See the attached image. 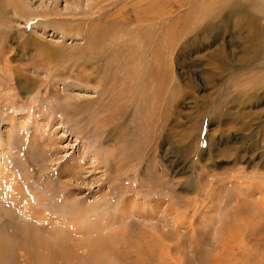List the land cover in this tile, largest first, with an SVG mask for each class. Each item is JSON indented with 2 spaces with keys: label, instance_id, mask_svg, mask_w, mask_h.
<instances>
[{
  "label": "rangeland",
  "instance_id": "rangeland-1",
  "mask_svg": "<svg viewBox=\"0 0 264 264\" xmlns=\"http://www.w3.org/2000/svg\"><path fill=\"white\" fill-rule=\"evenodd\" d=\"M252 46L264 0H0V165L49 201L0 193V264H264Z\"/></svg>",
  "mask_w": 264,
  "mask_h": 264
},
{
  "label": "bare ground",
  "instance_id": "bare-ground-1",
  "mask_svg": "<svg viewBox=\"0 0 264 264\" xmlns=\"http://www.w3.org/2000/svg\"><path fill=\"white\" fill-rule=\"evenodd\" d=\"M185 5V4H184ZM192 11V10H191ZM190 11V12H191ZM200 14L202 15L201 17H202V19H205L206 18V12L205 11H200ZM198 17H196L195 18V21L193 22V23H191L193 26H196L197 24H201L202 22H200L199 23V21L197 22V19ZM207 20V19H206ZM128 22V21H127ZM175 22V21H174ZM174 22H172V24L174 23ZM207 22V21H206ZM82 23V22H81ZM186 23V22H185ZM208 23V22H207ZM159 24V23H158ZM88 26V25H87ZM87 28V27H86ZM88 29V28H87ZM195 30V29H194ZM189 31V30H188ZM169 34V33H168ZM172 34V33H171ZM182 34H184V33H182ZM185 34H187L186 32H185ZM170 37V36H169ZM172 37V36H171ZM175 36H173V38H172V40H175ZM179 39V38H178ZM171 41V40H170ZM176 42V41H175ZM89 43V42H88ZM175 46V45H174ZM173 46V47H174ZM254 49H253V48ZM251 47V49H253L254 50V53L257 51H260V53H257V54H254V56L256 57H260V59H263V61L262 62H264V47H262V48H259L258 46H252ZM216 51V50H215ZM222 51V50H221ZM224 51V50H223ZM214 52V51H213ZM223 54H224V52H223ZM253 54V53H252ZM249 55V54H248ZM211 56H212V54H211ZM222 56H224V55H222ZM222 56H220V57H222ZM213 58H217V57H214V56H212ZM244 57V56H243ZM157 58V57H156ZM223 58H225V57H223ZM249 58V57H248ZM246 56H245V58H243V63H247V61H249V59H248ZM159 60V59H158ZM221 60H223V59H221ZM226 62V61H225ZM232 62V61H231ZM254 65V64H253ZM224 69V68H223ZM217 70H219L220 72L222 71V68H220V69H218L217 68ZM238 71V70H237ZM236 72V71H235ZM236 75V74H235ZM211 76V75H210ZM237 76H239L238 74H237ZM208 78V77H207ZM206 78V79H207ZM234 78V77H233ZM236 78V77H235ZM260 78V77H259ZM209 79H211V78H209ZM237 79V78H236ZM260 80V79H259ZM258 80V82H257V80H256V85L258 84V83H260L261 81H259ZM234 81H235V79H234ZM208 82V81H207ZM206 86H208V88H210V89H212V87H214L213 86V84L209 81L208 82V84L206 85ZM254 86H255V84H254ZM184 87V86H183ZM171 92L170 93H182V90H180L176 85H172L171 86V90H170ZM208 93H214V91H212V92H208ZM176 95V94H175ZM149 143V142H148ZM8 164L7 163H5V162H2L1 163V165H0V170H1V172H0V193H2L1 195L3 196V199H4V205L2 206V211H1V216L4 214H13V216H16V217H14L15 219L16 218H18V220L16 219V222L18 223L20 220L21 221H23V225H21V226H24V225H27V226H29L28 228L29 229H31L32 227H34L35 225L33 224V220L34 221H43V219H45L46 217H48L47 216V211H46V209H45V211H44V207H45V205H46V202H48L49 203V201L46 199V197H44L45 195H43V192L42 191H39V190H37L38 189V187L36 188L35 187V191H34V189H33V186H30V185H26V187H21V185H19L20 184V182L18 181L19 179H18V177L16 176V175H14V173L9 169V167L7 166ZM238 178V177H237ZM40 189V188H39ZM31 193V196H29V194L28 193ZM262 192V194H264V188H261V191H260V193ZM48 198V197H47ZM47 203V204H48ZM259 203H262V201L260 200V202ZM74 207L75 206H77L75 203H73L72 204ZM37 207H39V208H37ZM40 207H43V208H41L40 209ZM47 207V206H46ZM77 208V207H76ZM97 208H100V205H98V207ZM50 210V209H49ZM94 210H96V209H94ZM126 210V209H125ZM52 211V210H51ZM13 212H15V214L13 213ZM55 212V211H54ZM53 212V213H54ZM123 212H124V209H123ZM61 213H63V212H61ZM68 213H69V211H68ZM78 213H79V211H78ZM175 215H176V218L174 217V219L176 220L177 219V214L175 213V212H173ZM179 213V212H178ZM56 214V213H55ZM73 215V214H72ZM75 215H76V213H75ZM10 216V215H9ZM13 216H12V218H13ZM55 216V215H54ZM11 217V216H10ZM115 217V216H114ZM73 218H75V217H73ZM72 218V219H73ZM58 219V217H56V220ZM67 220L68 219H66V217H62V219L60 218V219H58V221L61 223V225H64V228H66L65 226L66 225H68V226H71L72 227V225H70V224H68V222H67ZM51 221V220H50ZM78 221V220H77ZM105 221V220H104ZM177 221V220H176ZM52 222V221H51ZM13 223H14V225H17L18 226V224H15V222L13 221ZM35 223V222H34ZM43 223V222H42ZM71 223V222H70ZM107 223V222H106ZM176 223V222H175ZM36 224L38 225V223L36 222ZM97 224H99V223H97ZM177 224V223H176ZM54 225H56V224H54ZM54 225H52V226H54ZM19 226H20V224H19ZM41 226V225H40ZM44 226H45V224H44ZM50 227H51V225H50ZM57 227V226H56ZM22 228V227H21ZM35 228V227H34ZM44 228V227H43ZM26 229V228H25ZM62 229H63V227H62ZM23 230V229H22ZM32 230H34L33 228H32ZM32 230H30V231H32ZM38 230V229H37ZM46 230H47V228H46ZM57 230H58V228H57ZM69 230V229H68ZM37 232V231H36ZM45 232V231H44ZM63 232H68V231H63ZM38 234L40 233V232H37ZM42 233V232H41ZM46 233V232H45ZM49 234V233H48ZM60 234H62V233H60ZM52 235V234H51ZM53 235H55V234H53ZM59 236H61V235H59ZM38 237V236H37ZM34 238H35V236H34ZM54 238H56V236L54 237ZM1 241H3V239H0ZM24 240H25V238H24ZM41 240V239H40ZM47 240V239H46ZM65 240V239H64ZM0 241V242H1ZM26 241V240H25ZM27 242V241H26ZM3 243H4V241L1 243V245H2V247H3ZM44 243V242H43ZM57 243V242H56ZM35 244H37L36 242H35ZM40 244V243H39ZM30 245H31V243H30ZM44 245V244H43ZM4 247H5V245H4ZM43 247V246H42ZM219 247V246H218ZM29 249V248H28ZM54 248H52V250H53ZM35 250V249H34ZM38 250V249H37ZM43 250V249H42ZM41 250V251H42ZM33 251V250H32ZM33 252H36V251H33ZM28 253H30V252H28ZM38 255V254H37ZM35 256V255H34ZM50 257V256H49ZM38 258V257H37ZM40 258V257H39ZM222 259V258H221ZM34 260H37L36 258H34ZM214 262V261H213Z\"/></svg>",
  "mask_w": 264,
  "mask_h": 264
}]
</instances>
